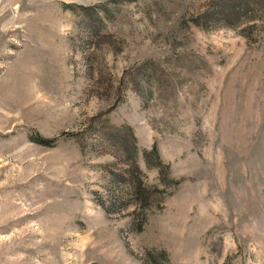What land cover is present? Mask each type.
<instances>
[{
  "label": "rangeland",
  "instance_id": "1",
  "mask_svg": "<svg viewBox=\"0 0 264 264\" xmlns=\"http://www.w3.org/2000/svg\"><path fill=\"white\" fill-rule=\"evenodd\" d=\"M0 264H264V0H0Z\"/></svg>",
  "mask_w": 264,
  "mask_h": 264
},
{
  "label": "trees",
  "instance_id": "2",
  "mask_svg": "<svg viewBox=\"0 0 264 264\" xmlns=\"http://www.w3.org/2000/svg\"><path fill=\"white\" fill-rule=\"evenodd\" d=\"M51 142H52V141H50V140H44V141H43L44 144H49V145H50ZM153 150H154V152H157V148H156V147H154ZM178 182H179V181H178ZM178 182H177V184H178Z\"/></svg>",
  "mask_w": 264,
  "mask_h": 264
}]
</instances>
